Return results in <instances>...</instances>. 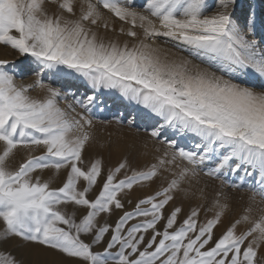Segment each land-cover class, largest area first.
Segmentation results:
<instances>
[{
    "label": "snow or ice",
    "instance_id": "6c2138e0",
    "mask_svg": "<svg viewBox=\"0 0 264 264\" xmlns=\"http://www.w3.org/2000/svg\"><path fill=\"white\" fill-rule=\"evenodd\" d=\"M236 3L0 0V45L40 69L33 83H17L16 66L0 60V243L19 237L79 264H264V13L252 8L238 22ZM117 22L128 39L101 36L100 29L117 32ZM44 71L119 93L151 122L149 135L163 151L142 169L125 159L101 179L103 161L84 159L95 95L67 103ZM37 90L42 98L31 94ZM20 149L28 154L10 168ZM36 149L43 154L32 155ZM206 161L214 167L202 169ZM45 170L49 180L35 175ZM62 171V185L52 187ZM241 171L227 187L247 193V202L217 237L232 207L225 177ZM202 176L220 187L201 186ZM157 180L152 194L133 202L134 189ZM178 197L199 202L182 220V206L169 210ZM0 264L23 262L0 253Z\"/></svg>",
    "mask_w": 264,
    "mask_h": 264
},
{
    "label": "rangeland",
    "instance_id": "374dc122",
    "mask_svg": "<svg viewBox=\"0 0 264 264\" xmlns=\"http://www.w3.org/2000/svg\"><path fill=\"white\" fill-rule=\"evenodd\" d=\"M145 2V0H135V5L139 7ZM46 9L50 13H56L58 11L56 5L46 4ZM258 9L257 13H264V0H237L234 18L238 21L242 14L241 10H245L246 13L250 9ZM119 22L116 23L115 27L117 32L107 31L100 29L101 36L109 39H119L121 42L128 39L124 36H119ZM165 38H158L157 44L163 48L170 49L172 52H176V49L172 48L170 43H164ZM4 46V45H3ZM14 56V61L8 64L9 66L15 65L16 71H23L20 76L24 80L37 79V72L40 69L30 62V58L19 56L14 50L4 46ZM10 68V67H9ZM35 74V75H34ZM41 78L46 84L54 87L61 91L62 94L66 95L67 103H71L74 100H85L89 95H95L96 100L92 107V118L94 121L93 125V140L88 146H86L84 159L86 163H91L95 159H101L104 166V174L106 175L108 168H114L118 166L120 162L128 159L130 164L138 169H142L145 165L154 162V158L160 153L156 149L163 151L164 145L155 142L149 135L152 130L150 121L142 118L140 113L134 106H131L117 92H109L107 90H101L95 92L86 81L81 77H63V76H50L47 71H44ZM34 97L42 98L43 93L34 91L31 93ZM63 104V102H61ZM66 106V105H65ZM78 111L81 109L77 108ZM128 120H133V123L129 125ZM162 137L171 139V133H162ZM28 153L24 149L18 150L15 157L9 162V167L15 169L18 165L23 162V159ZM32 155H42L43 149H36L31 153ZM214 167L213 162L206 161L201 168L208 170ZM35 175L40 176L42 180H49L53 177L52 170H45L42 174L36 173ZM243 176V172L230 174L225 177L226 184L223 188L225 194L229 197V203L231 204V210L229 214L223 219L221 225L215 229V235L218 237L221 235L230 224L239 217L244 205L247 202V193L240 191L230 190L227 187L229 183H239L240 178ZM123 176L121 175V177ZM65 179V173L62 171L58 178L53 179L52 187H59L62 185ZM250 180L251 178H246ZM160 181L157 180L149 188H136L130 193V198L133 202H136L138 198H142L146 195H150L159 186ZM208 184L209 188H219V181H210L206 177H201L200 185ZM198 201H184L178 197L174 202V205L169 206V210L172 206H182L184 208V214L181 216V220L185 218V215L190 210V207L195 206ZM131 205H127L126 209L131 210ZM66 211L71 214L72 208L69 206ZM121 213L117 212L116 215L110 218V222H114ZM211 213L208 214V218H211ZM201 221L205 219V213L202 211L200 216ZM135 223V222H133ZM179 223V221H178ZM4 224L0 221V231H3ZM245 227L238 228V234L243 232ZM247 243V242H246ZM94 250H102V248H96ZM0 253L5 255H11L18 261H22L23 264H79L76 258L67 257L65 254L58 250L50 249L46 246L39 245L34 242H26L22 238L13 237L7 242L0 243ZM264 257V245H261L258 251V260Z\"/></svg>",
    "mask_w": 264,
    "mask_h": 264
},
{
    "label": "bare ground",
    "instance_id": "6f19581e",
    "mask_svg": "<svg viewBox=\"0 0 264 264\" xmlns=\"http://www.w3.org/2000/svg\"><path fill=\"white\" fill-rule=\"evenodd\" d=\"M256 11H258V9H256ZM242 14V16H240V18L238 19V22H242L243 21V18L244 16L247 14L245 10H241L240 12ZM14 56L13 54L10 52V50L6 49L3 45H0V60H6L10 63L14 61ZM12 68V66H9L8 65V68ZM23 71H16L14 72L13 74L16 76V79H17V83H23V84H31L33 83L34 81L32 79H27V80H24L22 78V76H20V74L22 73ZM35 75V74H34ZM66 96V95H65ZM68 97V96H67ZM68 100V99H67ZM66 103L63 102V104L61 103V107H66L65 106Z\"/></svg>",
    "mask_w": 264,
    "mask_h": 264
}]
</instances>
